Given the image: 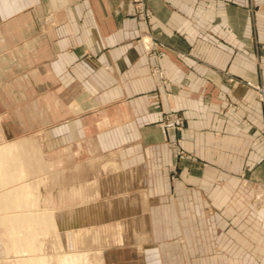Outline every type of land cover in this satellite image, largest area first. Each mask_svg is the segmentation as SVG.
Masks as SVG:
<instances>
[{"label": "crops", "instance_id": "crops-1", "mask_svg": "<svg viewBox=\"0 0 264 264\" xmlns=\"http://www.w3.org/2000/svg\"><path fill=\"white\" fill-rule=\"evenodd\" d=\"M246 81L264 85V0H0V143L42 146L78 224L122 226L105 264H264Z\"/></svg>", "mask_w": 264, "mask_h": 264}, {"label": "bare ground", "instance_id": "bare-ground-1", "mask_svg": "<svg viewBox=\"0 0 264 264\" xmlns=\"http://www.w3.org/2000/svg\"><path fill=\"white\" fill-rule=\"evenodd\" d=\"M14 144L16 143L0 145V241L4 257L2 262L5 264L10 261L14 264H93L89 261L87 252L77 250L69 252L64 249L63 244L60 245L62 253L54 256L44 250L45 240L52 236L50 234L56 227L51 217L45 215L46 212L32 210V208L35 210V207L37 209L43 207H41L43 196L40 191V181L33 187L25 180L24 166L17 158L20 147Z\"/></svg>", "mask_w": 264, "mask_h": 264}, {"label": "rangeland", "instance_id": "rangeland-1", "mask_svg": "<svg viewBox=\"0 0 264 264\" xmlns=\"http://www.w3.org/2000/svg\"><path fill=\"white\" fill-rule=\"evenodd\" d=\"M11 143H16L14 145H18L17 147H20L17 158L24 166L25 180L30 182L33 187L40 181V191L43 196L41 207H43L40 209H37L35 207V210L34 208H32V210L35 212H37L38 210L40 212H46L45 215L51 217L50 219H52L54 224L56 225H54V227L57 228V230L56 228H54L52 234H50L52 236H49L48 240H45L44 250H47L46 252L51 253L54 256L62 253V248L60 245L63 244L66 251L70 252L71 250H77L87 252L89 255V261H91L93 264H105V262H107V260L109 259V255H112V253L114 252V248L112 249L110 247L112 246V244H116L115 241L111 240L110 238L116 233L120 234L123 231L122 226H118L117 228L116 226L104 224H78L77 209L73 208L74 205H72L77 203L78 193L76 191L63 193L60 189L62 178L60 176H54L53 178L52 172H50V176L48 177V169L46 166L47 162L45 160V154L42 146L32 138H26L21 141ZM10 144L3 143V145L6 146ZM19 153L21 154L19 155ZM36 174H38V176ZM34 175L36 178L33 177ZM66 179L68 178H65V180ZM44 182L47 183L45 184ZM53 183L55 185L57 184V186H55L54 188V192L52 191ZM66 197H68L69 199L70 207L66 205H64L63 207V201L68 202L66 201ZM52 237H54V239ZM53 244H55V247L53 246ZM1 246L2 245L0 241V264H5L4 262H2V259L4 257ZM46 247L49 248L45 249ZM99 251L100 253H98ZM106 257H108V259ZM98 260H100V262ZM9 263L14 264L13 261H10Z\"/></svg>", "mask_w": 264, "mask_h": 264}, {"label": "built area", "instance_id": "built-area-1", "mask_svg": "<svg viewBox=\"0 0 264 264\" xmlns=\"http://www.w3.org/2000/svg\"><path fill=\"white\" fill-rule=\"evenodd\" d=\"M144 17H149V13L145 12ZM245 84L247 86H250L256 93L259 101L263 104L264 106V85L263 84H254L251 81H246ZM177 121L173 118L171 114H168L167 117L165 118L164 121L160 122V128L161 132L163 134H166V132L169 129L177 127ZM177 155L180 156L181 152H177Z\"/></svg>", "mask_w": 264, "mask_h": 264}]
</instances>
